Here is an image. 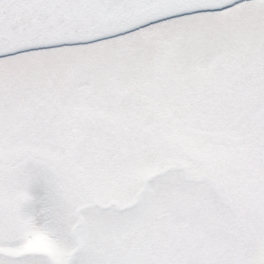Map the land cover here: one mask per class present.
Segmentation results:
<instances>
[{
    "label": "snow or ice",
    "instance_id": "1",
    "mask_svg": "<svg viewBox=\"0 0 264 264\" xmlns=\"http://www.w3.org/2000/svg\"><path fill=\"white\" fill-rule=\"evenodd\" d=\"M0 264H264V0H0Z\"/></svg>",
    "mask_w": 264,
    "mask_h": 264
}]
</instances>
